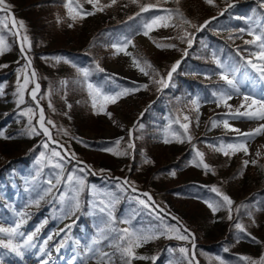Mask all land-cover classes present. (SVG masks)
<instances>
[{
	"label": "snow or ice",
	"instance_id": "snow-or-ice-1",
	"mask_svg": "<svg viewBox=\"0 0 264 264\" xmlns=\"http://www.w3.org/2000/svg\"><path fill=\"white\" fill-rule=\"evenodd\" d=\"M85 2L91 5V10H84L79 0H63L67 18L71 21L67 25L69 28H73L78 21L94 16L97 13H103L106 9L116 6L119 0H106V2L105 0H85ZM168 2L169 0H155V2L129 0L130 4L136 5L139 9L135 16L129 17L130 20L140 17L135 31L131 35L116 38L112 43L105 46L112 50L111 54L114 57L119 55L129 57L131 67L146 77L148 82L130 81L128 84L120 85L116 84V76L113 74L105 76V83H98L92 77L96 73H106V69L101 66L98 60L92 61L94 66H81L69 59L53 57L56 63L68 64L75 71L74 79H62L59 81V91L62 94V98L65 99L67 109L70 110L72 108V104L67 103V93L72 88L78 87L79 90L86 94V103H90L93 114L97 116L105 115L111 120L113 119V114L108 111V108L111 105H116L121 99L141 91H150L152 86H155L156 91L161 94L164 93L165 89L174 86L173 74L177 72L184 59L189 56V49L193 47L195 40V32L203 31L216 17L205 20L203 24H196L187 18L179 7L181 0H173L177 5L175 8L163 6ZM204 3L218 7L215 0H204ZM225 3L227 7L219 11L220 16L224 15L228 7L233 6L232 0H225ZM258 3L261 8H264V0H258ZM262 21H264V16L259 20L251 21L247 28L238 29V33L250 36L251 39H243V36L236 35L235 31L229 33L228 38L230 40L239 38L243 40V45L249 46L245 48L237 46L235 50L242 64L225 62L215 52L212 53V60L220 70L216 74L224 82V86L212 90L210 96H191V98L184 101L182 107L176 108L174 112H170L164 118L167 123L161 130V142L165 145L173 142L190 145L188 164L202 170L205 175H214L216 169L208 162L207 153L199 144H203L211 153L220 154L225 158L231 159L239 153L248 156L249 144L256 137L264 135V94L257 96L252 92L242 93L236 79L239 68L246 66L256 74L259 81L264 82V22ZM63 22V17H57V23ZM169 29L173 30V35L164 37L153 35L154 32ZM189 29L194 31H189ZM4 30H7L11 36L17 38L16 42L19 45L20 58L24 61L22 65H20L19 60L16 62L20 66L16 69L17 81L13 93L15 105L18 109L17 115L26 117V126L23 134L29 138L36 136L44 138L40 144L43 151H40L36 163L40 164L42 168L51 167L54 171L50 174V178L44 181L48 186L37 191L36 199L31 200L24 209L15 211L10 218L0 216V250H7L16 257L23 259L26 252L37 249L41 256L47 257L41 260V264H50L51 252L48 250V244L49 241L53 240V235H48L42 243L34 239L43 224L47 223V220L42 221L39 225H34L31 230L24 228L31 219V213L27 211V207H39L41 201L50 198L51 202L59 205L57 211L60 213L59 218L61 220L72 219L77 213L81 212L85 204L89 208L88 214L99 218L96 234L90 243L84 246L83 264H89L90 261H94L95 264H135L136 261H151L152 264H156L159 258L157 255H144L138 250L161 238L182 242L179 247L169 246L165 249L170 254L167 264H200L197 257V237L195 233L177 215L156 204L149 192H140L135 182L128 178H113L115 181L114 190L111 191L97 189L95 185L89 186L87 184L86 175H94L96 174L95 171L86 162L80 161L76 154L70 151L69 146L61 143L59 138L53 135L52 129H57L59 134L70 139H76L70 136L68 130L56 125L46 115L45 107L41 102L47 98V108L55 112L51 99L55 92L51 87L46 93L41 90L38 74L33 67V58L30 54L32 42L26 34L25 22L15 17L12 5L7 3V0H0V56L11 51V45L3 34ZM138 35L146 37L158 50H175L179 52L181 58L175 60L170 67L161 72L160 69L156 68L142 55L129 51V48L135 49L137 47L135 36ZM173 41H178L179 43ZM180 44L186 45V47L181 48L179 47ZM93 46H95L94 42ZM41 59L47 60L48 58L41 57ZM4 67H8V65H0V68ZM206 78H210V76L206 75ZM106 84L115 85V88L106 87ZM4 95V88L0 86V97ZM26 95L30 98L32 106L21 107L28 103ZM236 96L242 98L239 105L230 103ZM208 103L214 104L216 108H223L225 111L217 114L219 118L215 116L209 117L208 121L205 122V126L209 130L222 127L225 136L213 141L201 140L198 143L193 134V125L196 128L200 126L201 107ZM151 107L152 105L149 104L140 113L138 119L133 122V125L127 129L128 139L126 142L124 137L117 138L114 142H110L103 147L101 151L117 158L133 156L136 150L135 141L141 138L136 136L135 133L145 127L141 121L145 112L149 111ZM240 120L257 122V126L249 130H242L234 123ZM229 133L234 135L228 137ZM0 139L8 140L12 139V137L6 136L5 131L0 130ZM77 142L84 143L83 140H77ZM122 142L125 143L123 148H121ZM256 156H260L259 151H257ZM70 160H76L77 167L67 171L66 174V165ZM143 162L145 164L153 163L146 155ZM250 165L258 166L264 170V165H259L258 159H243L237 176H243L244 171ZM107 171L110 170H100L101 173ZM37 175L39 176V173ZM170 175L175 177L176 170L171 169ZM203 187L214 194V196L202 199V202L213 216L223 210L227 212V219L233 221V214H238L241 209H244L246 210L245 214L251 221V225H256L254 213L251 210L255 205L245 203L236 205L235 201L220 186ZM86 189L91 198L87 201H82L81 196ZM33 190L36 191L35 188ZM122 197H127L139 205V211H134L132 215L126 217H117L115 214L116 205L120 203ZM140 212H146L156 223L146 228L134 225L133 219ZM170 221H174V223ZM121 224L126 225V227L121 228L119 226ZM72 226V224H67L65 229L60 230L65 233V236L55 245L56 252H59L69 239L67 233ZM233 227L237 233L235 237L236 243H240L243 239H248L264 249V241L254 236L248 230V226L240 222V220H236ZM55 235H59V233H55ZM105 249H111V251H106ZM224 251L228 252L229 249L225 247ZM176 253H179V256H176ZM2 255L3 253L0 252V256ZM213 261H215V264H229L228 261L220 256L212 257L209 264H212ZM239 262H243V264H264V250L258 257L241 254L237 257V264ZM0 264H3L2 259H0Z\"/></svg>",
	"mask_w": 264,
	"mask_h": 264
},
{
	"label": "rangeland",
	"instance_id": "rangeland-1",
	"mask_svg": "<svg viewBox=\"0 0 264 264\" xmlns=\"http://www.w3.org/2000/svg\"><path fill=\"white\" fill-rule=\"evenodd\" d=\"M40 1L42 0H7V3L12 5V11L15 14V17L18 20H23L25 22L27 29L26 34L29 36L32 42V51L30 54L33 58V67L34 65L36 66L34 69L38 74V78L40 75H42L44 78V84L43 81H39V83L42 84V92L46 93L50 87L55 92V94L51 97L52 103L55 107V112H52L47 108V98L41 102L45 107L47 117L52 119L59 127L68 130L70 136L75 137L76 139H70L69 137L59 134L57 129H52L53 135L57 136L61 143H65L67 146H69L70 151L74 152L80 161L86 162L95 171L96 174L94 175H86V181L89 186L95 185L97 189H106L111 191L114 190L113 185L115 181L113 178H128L129 180L135 182V185L139 188L140 192H149L153 196L156 204L164 207L166 210H170L171 213L177 215L186 225H189L190 229L197 237V257L201 263L202 258L206 259L207 257L211 256L209 252L214 251L216 248L220 249L222 247V244L220 243L223 242L225 238L226 229H223L222 225L217 223H220L218 221L223 222V220H229L227 219V212L223 210L216 214L218 218L217 223L203 220L206 217L208 208L202 202V199L214 196V194L210 193L208 190L199 188L196 184L190 183L191 180H197V182H199L200 179L202 181L207 180V178L198 176L201 174V172L198 171L202 170L192 167L187 163L188 159H190V145L187 143L179 144L175 142L165 145L160 140L162 129L155 136H151L150 134L146 136L143 131L145 128H143L142 130L135 133L136 136L141 138L135 141L136 150L133 156L117 158L111 154L101 151L103 147H105L110 142H114L117 138L124 137L126 142L128 139L127 129H129L133 125V122L138 119L140 113L149 104H151L152 107L145 113L152 114L154 112V105L157 102L156 97H160L164 102L163 105L165 106V94L158 93L155 89V86H152L150 91H141L135 95L123 98L116 105L109 106L108 111L113 114V119L111 120L105 115H94L91 107L87 108L85 105V108L82 106L80 109L82 110L79 114L80 118L75 120L73 105L75 108L76 103L74 101L76 100L72 96V94H74V89L72 88V90L68 91L66 98L67 103L72 104V108L70 110L67 109L65 99L62 98V94L59 91V81L62 79L70 80L69 76L66 75L67 68L61 64L62 62L56 63V61L53 59V57H61V54L38 55L41 52H52L57 50H65L67 48L80 50L84 45L89 43V40L92 38L90 29H93L95 26L101 27V30L104 28L107 29L101 32L102 38L106 42L102 46L109 45L116 38L122 37L124 35H131V33L135 31L139 21L133 22L131 26H125L122 30L110 29L107 25L110 24L111 19H113L116 14L114 11L109 10V8L103 13H97L94 16L87 17L85 20L87 23L86 25L88 26H85V28L83 27L82 29H79L77 27V23L79 21L73 28H69L67 25L68 23H71V21L67 18L65 8L58 7L57 9L55 8V10H52L50 14H47V12L42 9L45 3H40ZM242 1L244 0H232L233 6L228 7V10L224 13V15L227 14L229 10H232L235 6H238V4L245 3ZM79 3H81L80 0ZM193 3V14L199 15V19H201L202 22L201 24H203L205 20H208L212 17H216V19H218L220 17L219 11L227 7L225 0H215V3L218 7L205 4L204 0H196V2ZM81 4L83 5L84 10H91V5L87 4L86 2ZM246 4H250V12L248 11V16H246L248 19L241 16L232 15V24L239 22L238 19L243 18L246 20L245 27H248L251 21L259 20L262 16H264V8L259 6L258 0H248ZM121 6L124 9L126 8L124 4H121ZM57 17H63L64 22L57 23ZM29 20L34 22L33 26L37 32H43L45 29H47L48 35L50 37L46 34L42 45H35L34 36L31 35L33 26H31V24L28 22ZM92 26L93 28H91ZM3 34L5 35L7 42L11 45V51L7 52L3 56H0V65H8V67L0 68V86H3L5 93L4 96L0 97V111H2L3 117H7L5 118L6 121L1 127V130H4L6 135L8 129L15 127L19 134L24 136V140L18 146L15 145V143H12L13 137L12 139L8 140L0 139V166L7 165L9 168V170H5L4 175L0 177V184L3 183L7 178H12L13 169L18 170L19 173L26 174L27 176L22 180V186L23 191L28 193L27 199L25 200V204L28 205L31 200L37 198V191L48 186L46 183H44V181L50 178V174L54 170L51 167L42 168L40 164L36 163L40 151H43V149L40 147V144L44 138L42 136L29 138L23 134L24 128L26 126V117H20L17 115L18 109L15 105V97L13 93L17 81L16 69L22 65L24 61L20 58L18 47L16 46L15 49L13 48L10 42L11 35L7 32V30H4ZM160 34L162 37H164L173 35L174 32L173 30L169 29L160 32ZM242 36L243 39H251L250 36L245 34H242ZM219 37H222L223 39L224 36L219 35ZM46 38H48V40ZM135 41L139 49H144L147 55L157 62V66L159 68L162 67L161 72H164V65L166 68H168L175 60L181 58V54L175 50H158L152 43L149 42L146 37L142 35H138ZM175 43L179 42L176 41ZM238 45H243L242 39L241 41L232 43V47H236ZM243 46L249 47L245 45ZM179 47L184 48L186 45L180 44ZM35 48L37 49L36 52ZM102 49L105 51L102 56H100L99 62L101 66L106 69V73H96L92 77L94 81L98 83H105L106 75L111 76L115 74L116 84L120 85L128 84L130 81H138L140 83L148 82L146 77L131 67L130 59L128 57L123 55L114 57L111 53L109 54L110 56H108L107 54L109 52L106 50L110 49ZM41 57H47L48 59H41ZM18 60L20 61V65L16 63ZM231 63L234 64V61ZM45 70L48 71V74L44 77ZM191 78L196 79L197 77L192 76ZM236 79L238 81V87L242 93L252 92L257 96L264 94V82L259 81L256 77V74L250 68L245 73H237ZM105 86L115 88V85L106 84ZM171 89L174 91L175 87L173 86L165 89L164 93L166 90ZM196 95L201 97L206 96L204 92H192L189 98ZM189 98L176 95L175 92L172 94L170 102L175 105V110L178 107H182L184 101ZM241 99V97L236 96L230 101V103L233 105H239ZM26 100L28 101L27 95ZM27 106H31V104L28 102L26 105L21 107ZM224 111L225 110L223 108H216L212 103L205 104L201 107L202 115L200 117V126L196 128L193 125V134L196 137V142L199 143L201 140L213 141L217 138L225 136L222 127L209 130L205 126V122L208 121L209 117L215 116L219 118L217 114L223 113ZM65 113H67V115H65ZM169 114V111H166L164 118ZM148 118L150 119L149 116ZM12 120L14 122H12ZM141 122L143 123V120ZM164 122L165 125L167 121L164 119ZM234 123L242 130H249L257 126V122H250L246 120L235 121ZM232 135L234 134L229 133L228 137ZM156 137L158 139L155 141ZM77 140H83L84 143H78ZM34 143L39 146L37 156L30 165L22 164L19 159L24 157L28 147ZM74 143L79 144L82 151L78 152L74 148ZM199 146L207 153L208 162L216 169V173L214 174L215 178L213 179V181H215H212L213 177L211 176H208V179L211 181V183L213 182V185L220 186L224 192H230L227 191L228 189H226L228 185L224 179L226 175L228 176V174L223 170L220 173V171L217 169V163L210 159V156H212L211 152L205 148L203 144H199ZM123 147H125L124 142L121 144V148ZM186 150H188L187 161L184 157ZM257 151L260 153L259 157L256 156ZM145 155L151 161H153L152 164H145L143 162ZM240 155V153L235 155L232 157L231 161L227 162V166L229 167L228 172L234 171L233 166L238 164V162H236L237 160L242 161L243 159H258V161L261 163L264 162V135L256 137L249 144L248 156H244L243 154L241 157ZM184 161L186 162L185 164ZM187 165L189 166L187 167ZM76 167V160H70V162L66 165V174L67 171H70ZM101 169L110 171L101 173ZM171 169L176 170L175 177L170 175ZM37 173H39V176ZM256 173L257 172H255V168L251 165L249 166V169L244 172L247 179L243 180L242 182L238 181V183H240L243 187L249 186L248 194L252 191V189L254 190L255 188L254 185L257 181ZM88 179H91L90 182H88ZM249 180L252 181L249 183ZM153 181H156L157 185L161 187L159 190L153 187ZM12 186V190H14L15 184L12 183ZM33 188H35L36 191H34ZM0 190L4 191V186H0ZM244 192L245 191L243 190L238 192L239 194L237 200L241 199L240 197H242ZM233 193L236 194L237 192L234 190ZM90 198L91 197L89 196L88 190L86 189L81 196V200L87 201ZM45 200H48L49 203H51L50 198H46ZM56 205L53 204L51 206H54V212L56 211V226L50 227L45 235H39L38 233L36 240L39 243H42V241L46 239L48 235H55V233H59V235H55L57 238L54 240L53 244L48 245V250L51 252L50 264H83L82 257L85 251L84 246L90 243L91 239L96 234L99 218L97 216L87 214L91 220V227L88 229L83 228L82 236L76 235V238L70 233V231H72L74 228V224L76 223L74 217L72 219L61 220L59 218L60 213L57 211L59 205ZM118 205H121V207L118 208ZM32 208H34V206L27 207V209ZM139 208L140 206L134 201H131L127 197H122L120 203L116 205L115 214L117 213L120 217H126L132 215L134 211H139ZM87 210L89 212L88 206ZM170 222L174 223V221ZM155 223L156 221L153 220L151 216L147 215L146 212H140V214L135 215L133 219V224L137 227L142 226L146 228L149 225ZM67 224L73 225L67 233L69 239L66 241L64 247L61 248L59 252H56L55 245H57L65 236V233L60 230L65 229V225ZM35 225H37V223H35ZM33 226H28L26 230H31ZM119 226L121 228L126 227V225L123 224ZM261 239L264 241V225L261 229ZM181 245L182 242L180 241L161 238L145 245L138 251L144 255H157L159 258L156 261V264H167L170 254L167 253L165 249L169 246L179 247ZM105 250L111 251V249ZM0 252L3 253V255L0 256V259L3 260V264H41V260L47 258L46 256H41L37 249L26 252L23 259L16 257L7 250H0ZM175 255L179 256V253H176ZM89 264H95V262L90 261ZM135 264H152V262L136 261Z\"/></svg>",
	"mask_w": 264,
	"mask_h": 264
},
{
	"label": "trees",
	"instance_id": "trees-1",
	"mask_svg": "<svg viewBox=\"0 0 264 264\" xmlns=\"http://www.w3.org/2000/svg\"><path fill=\"white\" fill-rule=\"evenodd\" d=\"M44 2L45 5L42 7L47 14H50L52 10L57 9L60 4L59 0H42L40 1ZM81 3H84L85 0H80ZM144 2H155V0H144ZM193 2H196V0H181V3L179 7L181 10L185 13L187 18L191 19L194 23L196 24H201V19H199V15L193 14ZM244 2V1H243ZM247 2V0H245ZM121 4L127 5L126 8L124 9ZM164 7L167 8H175L177 5L173 2V0H169V2L165 5ZM61 8V7H60ZM250 6L249 4L245 6L239 5L237 9L234 10H229L227 14L220 16L218 19L212 20L208 26L200 32H195V40L193 43V47L189 49V56L182 62L181 66L179 67L178 71L173 75V84L175 83L177 85V92L180 93L182 96H187L189 94L190 90L191 92L194 89V85H200L202 88L205 89L206 93H210L212 90L216 89L218 86L224 85V82L219 79V76L216 74L220 70L216 67L215 63L212 60V53L215 52L222 60L226 61L229 58L228 63H231L232 61H235L236 64H242V61H240L239 57L233 53L234 49L231 48L232 43L236 41H241L239 38H235L234 40H230L229 33L234 32L236 35H242L241 33H238V29L240 28H245V23L244 21L240 20L239 22H236L232 24V15H238L240 13L246 14L245 12L249 10ZM109 10L115 12V16L113 19H111L110 24H108V27H113V28H121L122 26L127 25L130 22L137 21L140 17H136L135 19L130 20V16H135L136 12L139 10L136 5L130 4L129 0H119V3L110 8ZM19 11V10H17ZM243 16V15H242ZM244 17V16H243ZM27 19V18H25ZM31 26H33L34 22L31 20L28 21ZM86 20L83 19L77 23V27L79 29H82L83 27L85 28L86 25ZM92 24V23H91ZM95 26V25H93ZM93 26L91 28H93ZM104 30H101V27L95 26L93 29H90V32L92 34V38L89 40V43L84 45L80 50L73 49V48H67L65 50H57V51H52V52H41L37 53L38 55L42 54H61L62 58L72 60L76 64H81V65H91L93 60H98L100 61V56L104 53V49H110L105 46H102L106 42L102 38V33ZM165 30H160L159 32H154L153 35L156 37H162L160 32H163ZM189 31H194L193 29H189ZM48 35L47 29L43 32H37L35 30V27L33 26V30H31V35L34 36L35 39V45L40 44L42 45V42L45 40L44 37ZM219 35H223L220 38ZM50 37V36H49ZM48 40V38H46ZM13 43V39H11ZM93 42L95 43V46H93ZM176 42V41H173ZM136 44V43H135ZM48 45V42H47ZM136 48L132 49L131 51L134 52V54L137 55H142L144 58L149 60L156 68L162 70V67L159 68L157 66V62L153 60V58H150V56L147 55L146 51L143 49H139L138 45L136 44ZM241 48H245L243 45H238ZM35 47V46H34ZM237 47V46H236ZM15 48V47H14ZM37 49L35 48V52ZM109 54L112 52V50H106ZM229 52V57L227 53ZM105 58V57H104ZM129 58V57H128ZM107 59V58H105ZM130 59V58H129ZM104 61V60H102ZM36 62V61H35ZM105 62V61H104ZM65 68H67L66 75L69 76L70 80L75 78V71L70 65H65L61 63ZM163 66V65H162ZM165 69H167L166 66L164 65ZM34 68L36 66L34 65ZM244 67H240V71L243 70ZM163 72V71H162ZM180 73V74H179ZM48 71H44V77L47 76ZM180 75L182 77H180ZM196 75L197 78L192 80L188 79L189 76ZM206 75H209L210 78H206ZM39 81H43L44 84V78L42 75L38 78ZM42 85V84H41ZM74 89V94L72 96L75 98L76 101H74L75 108L73 105V110L75 112V120L79 119L80 116L79 114L81 113L82 110L81 107L83 106L85 108V105L88 108V104L86 103L87 97L84 92L79 90L78 87L73 88ZM28 102L31 104L30 99L28 98ZM32 105V104H31ZM161 110L162 107L159 106L157 107L156 112L154 113L155 116H153L151 119L148 118V113L144 114L143 116V124L145 125V129H143L144 134L147 136L149 134H154L156 132V129L159 127V125L162 123V115H161ZM82 117V116H81ZM7 117L2 116V111H0V127L5 124V121ZM12 122H14L12 120ZM6 136L13 137L12 143H15V145H20L22 141L24 140V136L19 134L18 130L13 127L8 129ZM33 142V141H32ZM74 148L80 152L82 151L81 146L77 143H74ZM39 151V146L34 143L31 146L28 147V151L24 154V157L20 158L19 161L21 163H24V165L29 164L36 156L37 152ZM212 156H210V159L214 160L217 163V169L220 171L223 170L225 171L228 176L224 178L225 181L227 182L226 184L228 187L226 192L235 202L238 197V192L240 190L245 191L244 199L236 205H239L241 203L249 204V205H255L254 208H251V210L254 213V217L256 220V225L253 226L251 225V221L245 214L246 210L241 209L240 213H234L233 214V221H218L217 216H213L212 213L207 211L206 217L203 219L204 221L207 222H213L217 224H221L223 229H226V234L221 246V251H216L218 252L214 256L207 257L206 259L200 258L201 263L200 264H209V261L212 257L217 256L218 254L220 257L224 258L226 261L229 262V264H237V257L241 254L245 255H250L253 257H258L262 250V247L260 245H256L252 242H250L248 239H243L241 240L240 243L235 242V237L237 235L236 230L233 227V224L236 220H240V222L244 223L246 226H248V230L256 236L258 239H261V229L262 226L264 225V210H257V209H264V170H262L258 166H253L255 168V172H257V181L255 182L254 185V190L248 194V187H243L241 186L238 181H243L247 179L245 177V174L243 176H237V173L240 171L241 168V160H237L238 164H235L233 166V172H228L229 167L227 166V162L231 161V159L225 158L220 154H214L211 153ZM241 157L243 154L240 155ZM226 163V164H225ZM259 165H264V162L258 161ZM251 166V165H250ZM249 167L246 169L248 170ZM9 170L7 165H2L0 166V177L4 175V171ZM245 170V171H246ZM244 171V172H245ZM22 175L19 174L17 171L13 172L12 178L11 179H6L2 186H4V191L0 190V216H5V217H11L15 211L22 210L24 209L21 205V200L25 198V194L21 191V182H22ZM200 177L207 178L206 181H202L201 179L199 180L200 183L206 184L207 186H212L213 179L215 178L214 175L208 174V175H198ZM208 176L213 177L212 178V183L208 179ZM12 180V181H10ZM252 180H249V183ZM190 182H197V180H191ZM12 183L16 185L17 191H12L11 189L13 188ZM153 187L157 190H159L161 187L157 185L156 181H153ZM236 191L237 193L234 194L233 191ZM251 190V188H250ZM235 207V206H234ZM28 211V210H27ZM31 213V219L29 220L28 224L25 225L28 227L29 225H34L37 223L38 225L44 221L47 220V223L43 224L41 227V230L39 234H46L47 231L50 229V227L55 223V217L54 215L49 211L48 207L46 206V203H40L39 207L34 208L33 211H28ZM76 218L80 223H83L85 225H90L89 219L86 216V206L82 208L81 212L77 213ZM220 220V218H219ZM189 228L190 226L187 225ZM77 227L74 225V230H76ZM36 238V237H35ZM34 238V239H35ZM55 237H53V240ZM52 241H49V244H51ZM227 247L229 249L228 252L224 251V248ZM212 264H215V261L212 262ZM239 264H243V262H239Z\"/></svg>",
	"mask_w": 264,
	"mask_h": 264
},
{
	"label": "bare ground",
	"instance_id": "bare-ground-1",
	"mask_svg": "<svg viewBox=\"0 0 264 264\" xmlns=\"http://www.w3.org/2000/svg\"><path fill=\"white\" fill-rule=\"evenodd\" d=\"M63 3V2H62ZM90 180L91 179H88V182H90ZM85 206H86V216H87V218L89 219V223H90V225H85V224H83V223H80L79 221H78V219L76 218V216H77V214H76V216L74 217V220L76 221V223H75V226L77 227V229L76 230H74V228H73V230H72V232H71V235H74V236H76V235H80V236H82V230H83V228H86V229H88V228H90L91 227V220H90V217H89V215H87L88 213V210H87V205L85 204ZM118 208H120L121 207V205H118L117 206ZM116 216L117 217H120L117 213H116ZM80 225V226H79ZM97 229V228H96ZM209 254H210V252H209ZM214 256V255H213ZM199 257H200V255H199ZM204 259V258H203Z\"/></svg>",
	"mask_w": 264,
	"mask_h": 264
}]
</instances>
